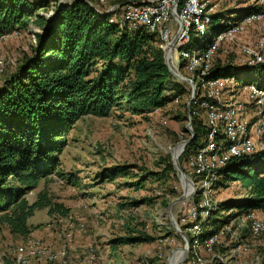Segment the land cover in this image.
<instances>
[{
	"label": "trees",
	"instance_id": "obj_1",
	"mask_svg": "<svg viewBox=\"0 0 264 264\" xmlns=\"http://www.w3.org/2000/svg\"><path fill=\"white\" fill-rule=\"evenodd\" d=\"M46 4L35 0H0V37L24 31L29 23L40 31L34 34V45L21 56L0 87V222L20 237L30 232L26 220L36 209L47 208L50 214L66 213L43 191H38L30 203L24 196L41 179L53 174L64 177L57 170L58 156L77 119L87 115L106 117L111 109L147 114L184 92L183 84L167 72L153 35L108 24L107 15H98L83 0H71L67 5L55 3L53 16L47 19L43 13L36 15L39 9L45 10ZM253 10L243 9L239 19ZM220 16V12L212 14L211 22L218 21ZM224 27L218 26L210 33L216 34ZM215 62L216 75L231 73L228 65L221 66L218 59ZM252 77V83L264 89V65L258 66ZM189 109L192 110L191 104ZM191 128L193 139L178 160L185 173V157L199 146L204 132L201 119L192 113ZM127 168L107 167L98 175L103 180L116 175L129 177ZM219 177L239 182L245 194L215 203L204 236L248 211L264 214V147L250 158L231 159ZM231 208L236 213L225 216L223 222L217 223L213 218L217 210ZM147 240L151 237L132 235L112 242L133 244ZM220 247L216 245L213 250L222 253L225 249L221 251ZM191 256L190 253L188 260ZM5 260L0 264H14L11 258Z\"/></svg>",
	"mask_w": 264,
	"mask_h": 264
},
{
	"label": "rangeland",
	"instance_id": "obj_2",
	"mask_svg": "<svg viewBox=\"0 0 264 264\" xmlns=\"http://www.w3.org/2000/svg\"><path fill=\"white\" fill-rule=\"evenodd\" d=\"M35 1L47 3L50 0ZM86 1L91 3L92 0ZM206 1L211 14L220 12L221 16L218 21L206 26L205 40L199 42L192 35L186 48L188 50L193 45H202L216 27L237 21L240 12L249 8L248 0ZM47 7L46 11L39 9L35 14L43 13L45 19L52 17L53 12L46 16L49 11ZM39 32L38 28L29 23L24 31L0 37V62L3 65L0 87L13 73L21 56L34 45V34ZM233 58V49L218 52L219 64H229ZM247 80L252 81L254 78L248 76ZM178 83L183 84V94L150 113L137 115L111 109L106 117L87 115L74 122L58 156L57 170L64 177L53 174L41 179L24 196L30 203L38 191H43L52 203L60 204L66 213L61 215L53 211L50 214L47 208L36 209L26 220L30 232L23 237L9 232L7 226L0 222V263L5 262V258L13 259V247L27 238H39L52 248L58 247L64 242L58 234L59 229L70 224L72 235L67 243V252L74 264L80 263L87 246L94 249L102 264H130L141 256H146L154 264H166L168 253L183 244L181 237L170 227L166 211L167 204L182 191L178 173L172 164L171 150L189 137L185 130L189 87L182 82ZM236 86L237 89L243 88L239 83ZM247 95L248 92L242 89L238 91L237 97L247 102ZM200 117L205 121L202 113ZM116 165L127 166L132 177L116 175L113 179L103 180L98 175L101 169ZM216 181L219 182H215L209 194L215 203L241 198L245 194L237 181H225L220 177ZM188 185L186 183V190ZM183 202L171 206V213L177 223L178 210L187 204ZM235 213V208L217 210L213 218L220 223L225 216ZM260 218L264 219L262 216ZM80 222L84 226L82 230H77ZM233 222L225 225L231 228ZM132 235L148 236L151 240L133 244L112 242L115 238ZM240 238L246 247L236 254V258L228 259L225 264H264V234L252 236L244 228ZM219 241L222 247L218 249H225L219 254L227 255L226 248L234 245V240L224 234ZM176 251L181 252L178 249L172 251L168 264H173ZM189 251L179 264L189 261ZM214 252L218 250L215 248ZM28 264L44 263L31 259Z\"/></svg>",
	"mask_w": 264,
	"mask_h": 264
},
{
	"label": "built area",
	"instance_id": "obj_3",
	"mask_svg": "<svg viewBox=\"0 0 264 264\" xmlns=\"http://www.w3.org/2000/svg\"><path fill=\"white\" fill-rule=\"evenodd\" d=\"M83 1L98 15H107L105 21L110 25L128 32L153 35L162 53L170 51L171 68L179 74L183 71L186 76L180 75L191 82V86L187 85L191 95L189 108L192 105L189 115L191 117L192 113L201 119L204 132L199 146L186 155L184 162L186 174L193 184L190 196L184 200L187 204L178 210V223L187 232L188 249L192 254L187 264H225L228 259L236 258V254L246 247L240 238L242 229L252 236L264 233V219L255 211L234 218L231 228L223 225L210 235L204 236V233L208 229L210 209L215 205L209 194L221 169L231 159L250 158L264 147V89L247 80L258 66L264 65V0H248L249 7L255 10L223 25L222 31L210 33L203 42H206L204 47L198 44L189 50L186 48L191 37L196 36L199 42L205 40V28L212 23L211 8L206 0ZM70 2L48 1L46 16L52 12L55 3L67 5ZM228 48L233 49L234 58L229 64L220 65H228L231 73L216 75L214 66L218 52ZM2 68L0 62V71ZM238 83L248 92L247 102L237 97L238 91L242 90L237 89ZM223 96L226 98L222 99ZM201 113L205 121L200 117ZM83 226L78 223L77 230H82ZM58 234L64 242L56 248L39 238H27L13 247L14 264H28L31 259L44 264H74L67 252L72 225L59 229ZM224 234L235 242L226 248L227 255L213 250L221 244L219 238ZM84 252L79 264H102L91 246ZM130 264L154 263L141 256Z\"/></svg>",
	"mask_w": 264,
	"mask_h": 264
},
{
	"label": "water",
	"instance_id": "obj_4",
	"mask_svg": "<svg viewBox=\"0 0 264 264\" xmlns=\"http://www.w3.org/2000/svg\"><path fill=\"white\" fill-rule=\"evenodd\" d=\"M169 58H170V51L166 50L165 53L163 54V64L167 70V72L169 73V75L171 77H173L176 81L178 82H182L188 86H191V82L186 79L185 77L181 76L179 73H176L172 68H171V64L169 62ZM191 99V95L189 96V98L187 99L186 102V112H187V124L185 126V130L189 133V137L186 139L181 140L175 147L172 148L171 150V157H172V164L175 168V170L178 173V177L180 179V183H181V194L173 199H171V201L167 204V220L168 223L170 225V227L172 228V230L181 237L183 244L181 247H177L172 249L168 255H167V259H166V264H168V260L169 257L172 253V251H174L175 249L181 250L184 252V254H186L187 250H188V238L186 236V234L183 233V231L181 230V228L179 227V225L177 224L176 220L174 219L172 213H171V206L173 204L179 203V202H183L184 200H186L190 194H191V189H189L188 191L186 190V184L188 183L190 185V187H193V184L190 180V178L188 177V175L181 169L177 158L180 155V153L183 151V149L185 148V146L193 139V131L190 128V123H191V117L189 115V102ZM177 147V148H176ZM184 183V184H183ZM183 259V258H182ZM181 259V260H182ZM180 261H177L176 264H179Z\"/></svg>",
	"mask_w": 264,
	"mask_h": 264
},
{
	"label": "bare ground",
	"instance_id": "obj_5",
	"mask_svg": "<svg viewBox=\"0 0 264 264\" xmlns=\"http://www.w3.org/2000/svg\"><path fill=\"white\" fill-rule=\"evenodd\" d=\"M177 148V147H176ZM184 184V183H183ZM186 184V183H185ZM190 189V185L187 186V191ZM174 252V251H173ZM172 252V253H173ZM185 257V254L183 251H176L173 256V264H176L177 261H181L182 258ZM170 259V258H169Z\"/></svg>",
	"mask_w": 264,
	"mask_h": 264
},
{
	"label": "crops",
	"instance_id": "obj_6",
	"mask_svg": "<svg viewBox=\"0 0 264 264\" xmlns=\"http://www.w3.org/2000/svg\"><path fill=\"white\" fill-rule=\"evenodd\" d=\"M258 216H259V217H260V216L264 217V214H263V213H260V214H258ZM161 242H162V241H161ZM161 242L158 243V244H161ZM158 248H159V246H158Z\"/></svg>",
	"mask_w": 264,
	"mask_h": 264
}]
</instances>
